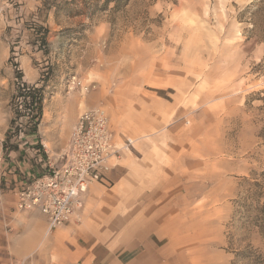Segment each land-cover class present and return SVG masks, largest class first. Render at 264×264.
Listing matches in <instances>:
<instances>
[{
	"label": "rangeland",
	"instance_id": "1",
	"mask_svg": "<svg viewBox=\"0 0 264 264\" xmlns=\"http://www.w3.org/2000/svg\"><path fill=\"white\" fill-rule=\"evenodd\" d=\"M104 4L0 0V264H246L250 246L264 264V0ZM16 70L40 86L34 134ZM100 103L133 146L77 218L17 257L9 162L33 164L42 142L59 165Z\"/></svg>",
	"mask_w": 264,
	"mask_h": 264
},
{
	"label": "built area",
	"instance_id": "2",
	"mask_svg": "<svg viewBox=\"0 0 264 264\" xmlns=\"http://www.w3.org/2000/svg\"><path fill=\"white\" fill-rule=\"evenodd\" d=\"M70 84L72 88L88 90V85L74 75ZM41 147L34 150L31 171L20 182L9 184L15 195L16 209L38 210L45 218L47 230L52 231L79 216L89 185L107 180L119 153L113 144L103 103L78 114L65 151L59 157V165L42 143ZM38 166L42 171L37 173Z\"/></svg>",
	"mask_w": 264,
	"mask_h": 264
},
{
	"label": "crops",
	"instance_id": "3",
	"mask_svg": "<svg viewBox=\"0 0 264 264\" xmlns=\"http://www.w3.org/2000/svg\"><path fill=\"white\" fill-rule=\"evenodd\" d=\"M23 71L25 74H27L26 69H24ZM33 77H34V73L32 74V78ZM88 108H91V107H88ZM107 116H108V112H107ZM108 119H109V116H108ZM109 126L113 133V144L115 146V149L119 153V159H123V156H125V154L130 151V147L133 146V140L126 136L122 138H118L114 132V129L111 127L110 124ZM42 144L44 145V150L47 151V149L45 148V144L44 143ZM44 150H42L43 153H44ZM40 156L41 155H38L37 157H40ZM119 159L115 163H113L111 170H117L116 166L119 165L120 163ZM9 164L14 171V172L12 170L8 171L9 172V183L12 186L16 184L17 182H20L21 178L25 177V175L31 171L30 165L28 166V164L24 160L21 161L18 159L17 160L11 159V162H9ZM14 168H18V171H16ZM109 179L110 177L108 175L107 180L101 183L105 184ZM95 187H96V183H92L89 185L88 190L84 197L83 208L86 204V200L89 198V196H91V192L95 189ZM11 192L13 191L11 190ZM13 208L15 209V211L19 212L17 217H19V219H23V221L25 222V225H24V235L13 234L11 236V248H12V252L17 257L25 258L31 255L36 250L39 242L41 241V239L44 238L46 221L43 215L38 210H35V209L28 210V211L17 210L15 207V198H14ZM83 208L81 209L80 213L82 212ZM11 221L13 223V220ZM13 224L15 227L18 225V222L14 219ZM98 253L99 252H97V254Z\"/></svg>",
	"mask_w": 264,
	"mask_h": 264
},
{
	"label": "trees",
	"instance_id": "4",
	"mask_svg": "<svg viewBox=\"0 0 264 264\" xmlns=\"http://www.w3.org/2000/svg\"><path fill=\"white\" fill-rule=\"evenodd\" d=\"M126 0H105V4H109L110 2L114 3L113 9L116 10L122 5L125 4ZM42 31H40V40L42 42H45V33L46 30L41 28ZM13 50H11L12 53ZM12 57V56H11ZM10 57V60L12 61V58ZM15 69L16 68V64ZM15 83H16V95L14 96V99L16 98H24V106L25 109L28 111H31L30 114V119L32 122H26L25 125H27L29 131L34 134L36 132V127L38 124V119L40 116L41 112V103H42V95H41V90L40 86L37 83H30L27 82L26 80H23L22 77V72L20 70H16L15 73ZM22 84V87H21ZM264 107V104H263ZM25 126H22L21 123L15 122L14 128L17 129V133L13 135L15 139L20 140L22 139L20 134L23 133L22 131L24 130ZM237 258L241 257L242 259H246L247 262L246 264H262V261L260 260L261 258L256 257L254 250L250 247H248L245 251L237 252Z\"/></svg>",
	"mask_w": 264,
	"mask_h": 264
}]
</instances>
